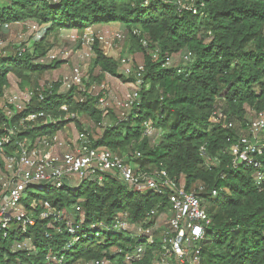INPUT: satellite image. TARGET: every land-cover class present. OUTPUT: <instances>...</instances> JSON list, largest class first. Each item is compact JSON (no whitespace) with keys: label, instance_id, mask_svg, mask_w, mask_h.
<instances>
[{"label":"trees","instance_id":"1","mask_svg":"<svg viewBox=\"0 0 264 264\" xmlns=\"http://www.w3.org/2000/svg\"><path fill=\"white\" fill-rule=\"evenodd\" d=\"M181 1L13 0L9 6L1 4L0 25L29 19L48 25L46 35L61 30L82 33L92 25L119 24L143 49L144 73L139 105L109 127H102L103 112L97 107L100 95L92 97L77 88L60 92L61 83L35 94L27 110H13L8 118L1 101L9 76H16L22 89L32 76L61 65L33 63V57L45 55L40 45L32 54L13 47L12 52L0 55V138L14 132L4 148L11 156L18 152L17 143L27 140L33 145L42 138H52L68 125L78 124L79 116H87L102 130L99 138L92 140L93 147L119 154L127 161L138 153L140 157L133 162L139 168L163 171L175 182L183 181L186 192L199 196L211 220L205 229L201 264H264V184L256 183V168H233L230 151L240 137L248 135L251 121L246 119V108L255 115L264 112V0H192L197 15L179 12ZM156 49L160 53L154 60ZM179 53L191 54L186 64L164 67L166 57ZM94 54L93 66L102 76L120 77L119 61L107 57L98 45ZM97 79L99 76L89 77L86 89ZM128 80L133 82V78ZM63 106L66 110L61 109ZM216 111L225 119L215 120ZM35 113L43 117L36 122L26 120ZM22 120L26 129L20 127ZM144 122H151L160 133L156 145L143 135ZM228 123L233 127L228 128ZM254 162L264 170V147ZM31 188L39 191L26 188V209L30 210L33 202L46 203L78 225L76 233L69 234L65 223L56 221L53 214L39 219L45 209L38 204L35 226L25 234L18 231V241L29 239L33 252L11 253L7 241L13 239L15 230L7 238L0 234V264H44L49 251L63 257L65 264L100 259L122 263L124 255L142 242L128 232L113 229L118 215L127 213L131 225L145 222L152 210L158 211V216L167 215V196L147 191L134 197L135 192L111 175H106L101 185L84 180L78 187H64L52 194V187L39 192ZM213 190L217 191L214 197ZM77 207L80 212H76ZM154 221L151 219L146 227ZM159 244L156 238L154 245L146 247L143 258L131 264H153ZM111 249L121 250L117 256H122L116 259Z\"/></svg>","mask_w":264,"mask_h":264},{"label":"built area","instance_id":"2","mask_svg":"<svg viewBox=\"0 0 264 264\" xmlns=\"http://www.w3.org/2000/svg\"><path fill=\"white\" fill-rule=\"evenodd\" d=\"M50 1L52 3L58 2V0ZM182 11H190L193 15L198 13L193 3L183 6L180 2L179 12ZM0 27L2 30H8L10 25L3 24ZM27 27L31 33L36 35V39H40L41 29L37 24L28 23ZM69 32L74 33L71 36L73 42L79 40L86 47L87 51L83 55L86 59L91 57L96 45L100 49H106L110 42L124 39L123 35L117 33L113 34L109 41L103 34L93 31L90 27L85 28L79 34L77 31ZM141 43L144 47L147 46L144 40ZM159 53L158 49L154 50L152 58L156 60ZM190 56V53L183 56V65L189 61ZM49 58L51 61L56 59L54 56ZM171 58H165L164 67H168ZM119 66L124 76L133 78V82L130 83L131 90L125 94L122 102L119 103L123 112H129L139 105L144 66L142 64L132 68L126 59L120 60ZM84 80L86 79L82 77L80 70L73 68L70 75L63 79L62 87L66 90L71 88L78 90L83 85ZM81 92L87 93V90ZM38 96L39 101H42L43 97ZM33 97L34 94L27 90L9 96L4 104L8 118L14 114L13 110L17 112L27 110ZM4 98H6L5 95ZM99 103H102L101 98ZM9 106L13 109H9ZM61 109L66 110V107L63 106ZM41 117H43L42 113H35L29 115L26 120L36 122ZM122 117L125 118L123 114ZM213 117L217 121L225 119L224 115L218 111L214 112ZM49 122L52 121L49 120ZM19 124L20 127L26 129L23 120ZM227 127L232 128L233 124L228 123ZM142 128L143 135L146 137H151L156 131L151 122H144ZM247 129L248 135L240 137L231 147V166L237 168L244 165L256 168L255 181L258 184H264V170L254 162L255 155L261 152V148L257 146V141L260 134L264 133V112L256 114L248 124ZM12 135L14 132L8 131L6 135L0 138V161L4 171L10 174V177L3 178L0 170V234L3 238H7L9 233L14 230L25 234L29 228L35 226L33 214H35L38 204L35 206L31 204L30 210H27L23 205L24 191L27 187L40 189L53 187L58 191L64 187H78L84 180H93L101 185L104 182V177L111 175L123 182L131 192L141 194L149 191L167 196V215L160 214L158 216V211L152 210L145 222L136 225H131L127 213L118 215L113 229L139 237L142 243L136 246L132 252L126 253L122 263H118L117 260L100 259L85 264H131L134 261H140L144 256L146 247L154 245L156 238L160 239V244L158 251L154 253L153 264H201L200 255L205 241V229L210 226L211 220L202 206L199 196L194 192H186L183 181L177 183L163 171H148L139 168L135 163H131L140 157L138 153L127 161L110 151L95 148L92 146L89 135L84 133H76L71 136L72 150L62 154L59 152L66 143L58 135H55L52 138H42L37 142L35 141L33 145H30L27 140H23L17 143L18 152L8 156L4 148L5 145L10 144ZM199 190L202 192L204 188L200 187ZM211 195L212 197L216 196L217 191L213 190ZM43 207L45 211L40 214L39 219L43 220L48 215L53 214L56 221L65 223L66 231L69 234L75 235L78 225H74L64 214L56 213L46 203L43 204ZM75 210L80 212L79 207ZM155 216L159 219H156ZM151 219L155 220L154 223L146 227L147 222ZM26 240L29 241V239ZM22 243L16 245V250H25L31 254L33 252L32 244H25V241ZM120 252L121 250H114L116 259L122 256H117ZM44 264H65V262L63 257L49 251L45 256Z\"/></svg>","mask_w":264,"mask_h":264},{"label":"rangeland","instance_id":"3","mask_svg":"<svg viewBox=\"0 0 264 264\" xmlns=\"http://www.w3.org/2000/svg\"><path fill=\"white\" fill-rule=\"evenodd\" d=\"M1 1V0H0ZM13 0H2L1 4L4 6H9L12 4ZM182 5L192 4V0H183L181 1ZM28 23H35L40 27V39H36V35L29 31L27 27ZM48 25H40L35 21L26 19L17 23L10 25L8 30H0V55H6L12 52L13 47H19L24 52L33 53L34 47L40 45L44 50L45 55L40 58L33 57V63L45 64L47 66L53 64L54 62H61V65L58 68H53L50 71H47L41 75L32 76L31 81L24 88H20L19 79L14 76H9V86L6 89L5 96L1 101V105L5 104L6 99L12 94H18L23 91L32 92L34 95L43 92V90L50 87L53 83H61L60 92L66 91L62 87V81L64 78H67L73 68H78L81 72V75L86 80H89V77L96 78L99 76L100 80L97 79L96 82H92L89 87H85L86 80L83 81V85L78 91L87 90V93L92 97L101 96L102 103H98V109L103 112V122L102 127H109L114 124V121L121 120L122 114L124 116H129L132 112H123L119 107V103L122 102L123 97L127 92L131 90V85L126 76L122 74L121 69H118V74L120 77H109L102 76L99 69L93 66L94 60V51L90 58L86 59L83 57L84 52H86V47L81 44L78 40L73 42L71 36L74 33L69 31H58V32H49L48 35ZM103 34L105 38L109 41L113 34H121L124 36V39L121 41L110 42V45L106 49L102 48L103 52L107 57L112 58L115 61H120L122 59L128 60L129 65L132 68H136L139 65L143 64V49L140 48L135 40L131 39L126 35L125 29L119 24H110L105 25L103 31L97 32ZM79 34V33H78ZM185 54L179 53L171 58V61L168 67H179L183 65V56ZM50 56H54L55 61H51ZM247 115L246 119L248 122L252 121L254 118V112L246 108ZM78 124L68 125L64 131H62L58 137L62 138L66 145L59 152L60 154L71 151L72 146L70 143L71 136L76 133H84L89 135L90 140H97L101 135L102 130L94 125V123L87 116H79ZM160 139V133L155 131V133L149 138L150 144L156 145ZM257 146L262 148L264 147V133L260 134ZM119 155V154H118ZM122 158V157H121ZM134 164V162H131ZM211 164V162H208ZM1 176L4 178L10 177L9 173L5 172L3 167H0ZM77 181V180H76ZM76 186V184H75ZM39 191L42 190L37 188ZM51 194L57 192L55 188L50 189ZM31 191H37L34 188H31ZM37 191V192H39ZM134 197L137 196V193L133 194ZM43 204V202H33L32 205ZM34 215V214H33ZM68 217V216H67ZM163 222V221H162ZM132 229L130 228V231ZM19 233L15 232L13 239H8L7 244L10 246V252H16V245L25 241V244H29L30 241L23 240L19 242ZM23 244V243H22ZM1 247V246H0ZM115 249H111L114 251ZM6 259V256H4ZM15 262H18L19 259L17 256L14 257ZM13 264V263H11ZM75 264H82L78 261Z\"/></svg>","mask_w":264,"mask_h":264},{"label":"crops","instance_id":"4","mask_svg":"<svg viewBox=\"0 0 264 264\" xmlns=\"http://www.w3.org/2000/svg\"><path fill=\"white\" fill-rule=\"evenodd\" d=\"M104 27H105V25H92V26H90V28L93 30V31H95V32H101V31H103V29H104ZM64 31H69V30H64Z\"/></svg>","mask_w":264,"mask_h":264}]
</instances>
